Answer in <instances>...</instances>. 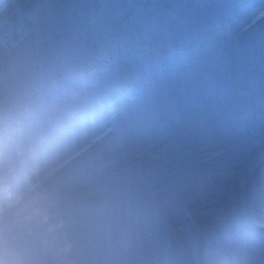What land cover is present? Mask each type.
Returning a JSON list of instances; mask_svg holds the SVG:
<instances>
[{
  "label": "rangeland",
  "instance_id": "374dc122",
  "mask_svg": "<svg viewBox=\"0 0 264 264\" xmlns=\"http://www.w3.org/2000/svg\"><path fill=\"white\" fill-rule=\"evenodd\" d=\"M26 1L35 0L0 1V26L5 22L11 39L0 40V131L12 120L25 122L31 116L33 121V128L25 132L30 135L18 141L24 133L21 130L15 145L0 155V161L7 159L0 172V264H180L204 245L213 247L211 242L221 231L259 224V217L264 216V153L257 152L262 153L264 131L249 147L235 137L264 123V26H249L264 16V0H257L256 9L246 12L249 16L243 20L239 15L228 22L233 28L227 34L220 24L250 0H37L29 8ZM9 7L13 11L6 17ZM25 7L24 15L31 16L30 35L23 37L26 27L22 28L16 45L9 49L16 33L13 28L18 25V15H13ZM179 50L188 57L203 58L165 68ZM77 76L81 77L77 87L69 86ZM134 80L140 84L128 105L105 114L97 130L84 124L92 132L85 141L64 154L55 150L46 155L45 162L70 159L89 140L102 138L112 116L118 127L108 135L105 146L74 161L62 179L52 175L55 180L50 187L46 183L32 187L37 190L36 198L28 194L30 185L11 191L14 178L19 182L25 178L16 176V166L38 165L32 163L33 155L39 159L42 152H32V148L44 134L58 130L77 109L98 105L103 97ZM214 84L225 89L220 95L230 101V108L221 110L215 104L217 113L210 111L209 118L190 112L203 110ZM76 128L66 132L69 144L81 139ZM13 130L0 133V141ZM133 135H145L143 147L130 145L126 138ZM116 144L128 147L110 152ZM100 172L98 183L93 175ZM77 175L85 177V185L73 184L54 196L53 189ZM227 187L233 195L222 207L211 210L214 206L207 203L225 197ZM88 191L96 198L93 202L62 209L77 194ZM162 199L170 204L161 203ZM195 206L204 208L201 212L208 214L207 221ZM51 208L61 212L57 219L51 216ZM136 211L145 216L132 225ZM106 216H113L111 225ZM74 219L87 231L72 230ZM62 222L70 227L65 233L58 231ZM107 226L108 234L96 233ZM157 227H161V236L159 232L155 239L150 235ZM169 235L181 243L178 252L159 245L152 256L143 258L153 241L158 243ZM87 238L102 247L84 256L82 239ZM53 244L62 245L64 251L57 254ZM37 249L40 256L36 260ZM251 249L243 247L239 254L255 264ZM107 251L110 258L104 256ZM219 251L209 250L206 262H222ZM261 260L259 264H264Z\"/></svg>",
  "mask_w": 264,
  "mask_h": 264
},
{
  "label": "bare ground",
  "instance_id": "6f19581e",
  "mask_svg": "<svg viewBox=\"0 0 264 264\" xmlns=\"http://www.w3.org/2000/svg\"><path fill=\"white\" fill-rule=\"evenodd\" d=\"M11 11H13V8L9 7V9L6 11V17H8L10 15ZM246 16H249V15L246 14ZM243 18H242V20H243ZM207 105L211 106L212 110L214 109L213 103L207 102ZM212 112L214 113V111H212ZM239 132H241V131H239ZM91 133L92 132L89 133V129H86V130H83V131L82 130H78L77 134H79L81 139L79 141L77 140L75 142H71L70 144H69L68 141H66V146L62 145L61 147H59L60 153H58V154H64L66 152H69L71 149H73L72 145L76 147L82 140L85 141V139L89 135H91ZM261 135L262 134H261L260 131L258 132V134L255 133V132L254 133L244 132L243 133V137H241V135H240V136H236L235 139H238V141H241L240 143L245 144V146L249 147V146H251L253 144V143H251V141H253L255 139H259V137H261ZM144 139H146L145 135L137 136V137H135L133 135L132 138H129V139L126 138V140L130 143V145L132 147L137 146V145H140L141 147H143V143H145ZM216 140L217 141H223L225 139L216 138ZM69 141H71V140H69ZM242 144H240V145H242ZM115 147L116 148L125 149L128 146H126V145H121L120 146V144H116L109 151L111 152L112 150H114ZM56 148H58V147H56ZM56 148L53 146V148L51 149L53 151L50 154H53ZM5 161H6V159H3V160L0 161V172L1 173H2V168H3V165H4ZM40 170H41V168H40ZM76 179H78L77 183L75 181ZM84 180H85V177H83V176H78L77 178L74 177L73 179H71L69 181H66V183L64 185L62 184L60 187H58L59 189L57 188V192L69 190L73 186V184L81 186L83 183H85ZM221 182H222V179H221V177H219L218 180L215 183L217 188H218V191L221 190V186H220ZM238 183H240V182H238ZM228 189H229V187H227V189L223 191L225 193V197H221L220 199L217 197V199H218L217 205H215L213 208H211V210H215V209H218V208L222 207L224 205V202H225L226 198L233 195V193H230V189L229 190ZM236 193L238 194L237 191H236ZM195 209H196L197 212H201V211L204 210V208L202 209L201 206H198V207L195 206ZM203 213L204 212H201L202 215H200V217L207 221V215L208 214H206V213L203 214ZM262 217H264V216H262ZM251 247L253 249V254H254V259H253L252 262L255 263V264H259V262L262 261L261 259L264 258V245H263V243L261 241H258L254 245H251ZM252 249H251V251H252ZM223 262L226 264V258L225 257L223 258Z\"/></svg>",
  "mask_w": 264,
  "mask_h": 264
}]
</instances>
